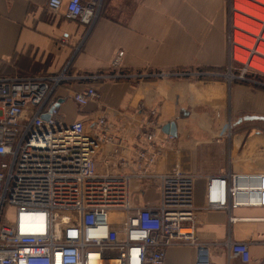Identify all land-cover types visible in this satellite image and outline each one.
Masks as SVG:
<instances>
[{
  "label": "built area",
  "instance_id": "obj_1",
  "mask_svg": "<svg viewBox=\"0 0 264 264\" xmlns=\"http://www.w3.org/2000/svg\"><path fill=\"white\" fill-rule=\"evenodd\" d=\"M48 7L58 12L63 0H48ZM100 7L101 0H68L65 6L68 17L88 27ZM123 55L116 52L108 72L79 77L171 75L123 72ZM67 68L57 75L0 76V264H163L170 247L183 245L195 247V264H212V243L200 241L195 227V184L201 174L179 161L166 171H153L157 157L171 150L158 145L163 130L157 109L139 105L141 141L128 156L107 109L88 125L84 119L64 120L55 89L69 77ZM101 96L88 86L73 99L84 107L101 103ZM225 127L223 136L231 137L232 126ZM164 136L161 143L174 137ZM104 144L111 147L109 167L118 171L98 169ZM204 178V209L227 211L230 226L242 220L264 223V216H232L237 208L264 207V170L230 167ZM134 181L145 187L154 183L158 200L134 202ZM223 244L229 260L249 263L251 247L264 245V233L229 236Z\"/></svg>",
  "mask_w": 264,
  "mask_h": 264
},
{
  "label": "crops",
  "instance_id": "obj_2",
  "mask_svg": "<svg viewBox=\"0 0 264 264\" xmlns=\"http://www.w3.org/2000/svg\"><path fill=\"white\" fill-rule=\"evenodd\" d=\"M67 2L63 0L60 11L53 12L48 0H0V76L57 75L68 66L66 74L69 77L55 89L64 120L84 119L88 125L107 109L118 126V133L124 136L123 152L128 156L141 141L138 134L143 121L139 114L141 103L157 109L161 128L175 121L178 135L172 140L161 143L165 132L158 134V145L171 150L157 157L153 171H166L179 161L185 168L201 174L195 184L194 204L198 207L195 227L200 241L212 243V264H261L264 245H253L252 260L242 263L238 259H228L223 242L229 236L244 239L254 230L264 233V223L257 226L255 222L242 220L230 226L227 211L204 209V176L226 172L230 164L235 172L262 171L259 164L264 161V152L257 145H247L239 156L231 145L228 168L219 167L206 173L200 170L203 159L212 157L213 146L209 144L217 137H224L225 125H231L230 121L225 124V118L232 114L225 81L178 76L117 80L79 77L108 72L119 50L124 51L120 70L128 73L174 71L184 65L202 63L217 66V46L223 45L217 39L221 31L216 25L210 29V36L217 38L209 41L213 50L203 52L198 37L201 32L187 29L186 23L197 14L196 6L217 4L219 0H101L97 19L90 27L67 16ZM211 15L217 20L218 15ZM88 86H94L101 93V103L91 101L81 107L73 95ZM233 101L235 108L242 110L245 106L250 113L244 116L245 120H255L264 114L261 109L264 98L238 84L230 99L231 110ZM237 135V139H243L240 133ZM110 151L111 147L104 144L98 154L97 165L101 172L118 171L109 167ZM139 183L134 181L133 184L134 202H156L160 196L158 187L154 183L147 187ZM232 216H264V207L237 208ZM195 261L194 246H172L163 264H195Z\"/></svg>",
  "mask_w": 264,
  "mask_h": 264
},
{
  "label": "rangeland",
  "instance_id": "obj_3",
  "mask_svg": "<svg viewBox=\"0 0 264 264\" xmlns=\"http://www.w3.org/2000/svg\"><path fill=\"white\" fill-rule=\"evenodd\" d=\"M237 3L245 5L241 0H219V3L217 4H202L201 6H196V9H198V15L195 14L193 19H188L186 23L187 29H193L194 32H201L198 37L203 52L205 50L212 51L213 49L209 46V41L211 40L212 42L213 39L217 38H213V35L210 36V31H212L210 29L215 28L216 25V28L221 31L219 32L220 36L217 39L220 40L223 45L219 44L217 46L219 58L217 66H210L206 63H202L201 65H184L174 71H166L168 74L171 73L169 77L178 76L195 80L201 79L204 81L221 80L225 81L228 87V92L226 91L228 95L227 103L229 102L228 107L232 114L230 117L228 116L225 118V124L229 123V121L231 122L233 135L231 137H217L209 144L210 146H213L212 157L209 159L204 158L203 163L200 166V170L205 173L209 172V170H218L219 167L228 168L231 145H233L234 151L237 152L236 155L238 156L242 149L247 148V145L250 147L257 145V147L261 149L260 151L264 152V114H260V117L255 120H245L244 116L247 114L249 115L250 113L244 108L245 106L242 107V110H240V107L235 108L234 101L231 110L230 99L232 98L233 89L237 84L251 90V92L257 94V97L264 98V70L252 66L257 60L251 55V53L256 49H253L250 52L248 49L249 46L246 47V45H242V43L238 41L239 38L241 39L239 31H242L237 26L238 21L241 20L238 15L245 14L236 7ZM211 14L218 15L217 20H214V17ZM260 37H262L261 33L259 38ZM244 41L250 42L249 38L244 39ZM243 49L248 51L249 56L241 51ZM254 53L255 55H258L257 52ZM237 55L239 57H237ZM242 57H246V60L244 61ZM257 63L259 64L260 62L257 61ZM149 72L152 71L143 73ZM137 73L140 74L141 72ZM155 73H158V71ZM138 79L141 78L139 77ZM261 106H264V103ZM261 109H264V107ZM239 133L243 136V139H237V134ZM262 156V158H264V154ZM219 158L222 160L220 161ZM231 166L232 164H230V167ZM259 169L264 170V161L263 164H259ZM9 219H12V214H9Z\"/></svg>",
  "mask_w": 264,
  "mask_h": 264
},
{
  "label": "bare ground",
  "instance_id": "obj_4",
  "mask_svg": "<svg viewBox=\"0 0 264 264\" xmlns=\"http://www.w3.org/2000/svg\"><path fill=\"white\" fill-rule=\"evenodd\" d=\"M241 1H243L245 5L237 3L236 7L239 8V10H241L245 15H238L241 20L238 21L237 26L242 30L239 31L241 39L239 38L238 41L242 43V45H246V47L249 46L248 49L250 50V52L253 49H256L253 50V53H251V55L256 58V60L261 64H258L257 61L251 64L254 67L264 70V0ZM254 18H257L258 20ZM260 33L262 34V37L259 38ZM247 38H249L250 42L244 41V39ZM241 51H243L246 55L249 56L248 51H246L245 49ZM254 52H257L258 55H255ZM237 57L239 56L237 55ZM242 59L245 61L246 57H242Z\"/></svg>",
  "mask_w": 264,
  "mask_h": 264
},
{
  "label": "water",
  "instance_id": "obj_5",
  "mask_svg": "<svg viewBox=\"0 0 264 264\" xmlns=\"http://www.w3.org/2000/svg\"><path fill=\"white\" fill-rule=\"evenodd\" d=\"M163 132L170 134L172 136L178 135V128L175 121L167 122L162 127Z\"/></svg>",
  "mask_w": 264,
  "mask_h": 264
}]
</instances>
